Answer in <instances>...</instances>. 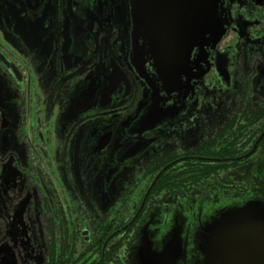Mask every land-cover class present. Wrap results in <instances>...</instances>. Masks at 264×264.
<instances>
[{
    "label": "flooded vegetation",
    "instance_id": "flooded-vegetation-1",
    "mask_svg": "<svg viewBox=\"0 0 264 264\" xmlns=\"http://www.w3.org/2000/svg\"><path fill=\"white\" fill-rule=\"evenodd\" d=\"M251 201L264 0H0V264H207Z\"/></svg>",
    "mask_w": 264,
    "mask_h": 264
},
{
    "label": "water",
    "instance_id": "water-1",
    "mask_svg": "<svg viewBox=\"0 0 264 264\" xmlns=\"http://www.w3.org/2000/svg\"><path fill=\"white\" fill-rule=\"evenodd\" d=\"M208 231L207 264H264L263 202L251 201L224 212Z\"/></svg>",
    "mask_w": 264,
    "mask_h": 264
}]
</instances>
